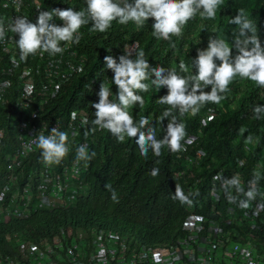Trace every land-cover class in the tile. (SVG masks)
Returning a JSON list of instances; mask_svg holds the SVG:
<instances>
[{"label":"trees","instance_id":"16d2710c","mask_svg":"<svg viewBox=\"0 0 264 264\" xmlns=\"http://www.w3.org/2000/svg\"><path fill=\"white\" fill-rule=\"evenodd\" d=\"M1 2L2 0L0 21L8 14ZM24 3V16L28 19L37 7L44 10L57 7L80 10L86 7L85 0H24ZM238 9H244L248 14L264 44V0H223L215 19H202L197 14L184 27L180 37L172 36L170 40L157 39L152 35L151 18L142 28H137L132 22L121 25L113 21L112 26L103 33L93 30L91 22L79 29L80 40L76 44L78 56L83 59V68L58 90L56 96L40 106L41 119L45 122L56 119L67 121L72 113L86 115L87 123L74 142L86 144L88 153L95 152V156L85 161L87 166L81 174L83 190L73 202H69L70 205L56 210L39 208L32 211L27 218L5 216L0 219V261L3 264H6L7 257L13 258L19 254V247L27 246L26 241L41 242L53 236L59 228H65L69 233L81 228H111L148 242L158 252L167 253L174 239L182 234L181 224L185 213L184 203L172 198L176 184L184 191L193 178L202 177L200 190L193 198L195 204L204 205V209L212 204H236V197L239 199L238 204L246 199L243 194L236 192L235 187H229L225 197L217 202L205 195L209 175L220 167L224 169V174L230 175L229 165L234 163L236 156L245 161L241 169L245 174L241 185L244 191L249 189V180H254L264 189V166L258 173L252 170L255 160L263 159L264 164V114L257 119L253 113L256 105H264V88L247 79L236 78L230 84L229 91L221 94L223 99L219 104L222 107L206 125L200 124V115L208 108H218L219 104L206 103L199 108L196 115L187 113L181 116L178 112L175 113L178 120L185 124L186 135L196 133L201 127L202 133L195 146L202 147L206 153L198 165H193L192 169L181 176L177 172L183 166L184 155L178 157V152L170 151L167 146L161 149L159 156H155L151 149L147 156H143L135 139L126 138L120 143L108 130L97 128L94 133L89 131L94 127L92 121L95 118V109L92 102H98L100 84L104 82L112 89V99H115L117 91V86L112 84L113 73L104 64L106 55H112L118 60L128 44L137 42L136 50L142 49L145 59L153 67L162 66L175 69L179 73V65L183 61L191 71L192 59L196 57L197 49L206 48L209 37L218 36L231 45L233 33L238 26L230 24L229 20L237 14ZM55 22L62 24L58 18ZM15 52L19 58L17 45ZM33 57L43 59L39 53ZM27 61L28 58L20 62ZM2 66L3 62L0 63V68ZM7 77L11 82L9 92L15 97L19 80L16 76ZM146 83L151 84V81ZM38 86L36 81L37 90ZM206 90L210 91V87ZM166 93V87L157 90L155 86H150L149 91L138 93L144 98L143 106L135 104L129 109L135 120H139L141 116L148 118L149 124L144 130L154 128L158 140L164 136L167 125V118L161 123L160 116L168 107L158 101ZM12 96L11 107L14 105ZM9 110L12 112V108ZM12 123V117L4 119L3 109L0 107V124H4L5 130L0 145V187L6 173V159L13 154L16 147ZM86 131L89 132L87 136ZM249 136L251 140H248ZM245 144H250L249 152L245 150ZM191 148L190 152H193L194 146L191 145ZM32 157L30 155L24 160H31ZM31 166V162L23 164L26 171ZM153 169L158 170L155 176L152 175ZM106 184L115 190L116 199L112 198V192L105 187ZM228 195L234 202H227ZM253 203L252 200L248 201V204Z\"/></svg>","mask_w":264,"mask_h":264},{"label":"built area","instance_id":"2783aa9c","mask_svg":"<svg viewBox=\"0 0 264 264\" xmlns=\"http://www.w3.org/2000/svg\"><path fill=\"white\" fill-rule=\"evenodd\" d=\"M1 6L8 10V14L1 20L5 24L6 37L0 41V63L3 62L0 68V107L4 119L13 118L16 147L6 159V173L1 181L0 219L5 216L27 218L39 208H65L83 190L81 174L87 164L84 160L77 161L76 151L83 143L75 144L74 138L86 125L82 123L87 120L86 115L75 113L73 117L72 113L67 121L56 119L45 122L41 119L40 111V106L56 96L58 90L82 70L83 59L78 56L76 43L62 42V54L50 56L39 53L42 60L31 55L27 62L21 63L15 52L16 35L7 25L12 18L25 15L26 5L24 0H2ZM41 10L44 9H36L29 20L36 22ZM132 46L136 48L137 42L127 45ZM7 76H16L19 80L15 97L9 92L11 82ZM36 81L39 90L35 88ZM11 96L14 100L12 107ZM221 107L222 104L218 108H208L200 115V124L206 125ZM11 108L12 112H9ZM53 127L67 133L69 151L60 163L46 164L41 150L36 146V138L40 134H50ZM4 133L3 124L0 125V145ZM201 133L200 127L196 133H189L181 141L184 150L177 155L180 158L184 155V158L177 175L198 165L205 156V150L195 146ZM191 145L195 148L193 152H190ZM244 148L249 152L251 146L245 144ZM30 155H33L31 160H24ZM24 162H31L29 171L23 168ZM244 163L242 157L236 156L234 163L229 165L230 175L224 174L222 167L217 168L206 182L205 195L218 201L226 192L224 181L231 177H238L242 185L244 173L241 169ZM262 168L263 160L257 159L253 170L259 172ZM217 176L220 178H215ZM202 181L201 177L195 178L194 183L185 186L186 193H197ZM248 185V190H256L255 199H252L254 203L248 207L228 206L221 212H199L190 196L191 203L184 204L187 214L182 222V234L170 245L167 253L158 252L147 242L132 241L128 235L111 228H81L72 233L59 228L53 236L41 242L26 241L27 246L19 247V254L15 257H7L6 264H264V189L258 187L254 180L249 181ZM226 200L234 202L230 195ZM240 240L246 242H237ZM216 257L220 259L215 261ZM0 264L3 263L0 261Z\"/></svg>","mask_w":264,"mask_h":264},{"label":"clouds","instance_id":"9594fccd","mask_svg":"<svg viewBox=\"0 0 264 264\" xmlns=\"http://www.w3.org/2000/svg\"><path fill=\"white\" fill-rule=\"evenodd\" d=\"M85 2L86 7L80 10L72 7L41 10L36 22L23 15L12 18L7 27L18 36L15 42L19 49L20 61H26L28 56L37 53H48L50 56L62 54L64 48L61 43H79V29L89 22L93 30L103 33L112 26L113 21L121 25L132 22L137 28H142L151 18L152 35L157 39L170 40L172 36L180 37L184 27L197 14L202 19H215L217 9L223 4V0H85ZM57 18L62 24L55 22ZM229 23L238 26L237 31L233 33L231 45L218 36L209 37L207 47L197 49V55L192 59L191 71L183 61L180 62L179 73L175 69L153 67L145 59L144 51L136 50L135 46L125 47L124 54L119 55L118 60L112 55H106L104 64L113 73L112 84L117 86V91L115 99H112V89L104 82L100 84L97 92L98 102H92V107L95 109V118L92 121L94 127L89 131L94 133L97 128L108 130L120 143L126 138L135 139L143 156H147L149 149L155 156H159L164 146L172 152L184 150L181 141L186 136V127L178 120L176 112L181 116L187 113L196 115L199 108L206 103L219 104L223 99L221 94L229 91L230 84L236 78L250 80L256 86L264 88V44L260 40L256 25L244 9H238ZM5 37V24L0 21V41ZM149 80L151 84L146 83ZM150 86H155L157 90L161 87L167 88V93L158 101L161 105L168 106L160 116L161 123L167 118V125L164 136L159 140L156 138L154 128L144 130L149 124L147 117L141 116L139 120H135L129 112L130 107L135 104L143 106L144 98L138 93L149 91ZM209 87L210 91H207ZM253 113L255 118L259 119L261 114H264V105H256ZM82 123L86 124L87 120ZM88 134L89 132L86 131L85 136ZM67 139V133L59 130L58 127H53L50 134H40L36 138V146L41 150L42 159L46 164H58L68 154ZM248 140H251L250 136ZM94 156L95 152L88 153L86 144H81L77 148V161L91 160ZM157 174L158 170L153 169L152 175ZM195 178L187 185L194 183ZM202 182L195 184H199L197 192ZM223 186L225 191L229 187H235L236 192L243 194L246 199L238 204L237 197L236 204L225 206L212 204L211 207L204 209V205L195 204L192 193L187 194L185 188L184 192L179 184H176L172 198L185 204L191 203L190 196H192L196 210L199 212L206 210L221 212L228 206L248 207L251 205L248 201L255 199L256 190L253 188L245 192L238 177L225 180ZM105 187L112 192V198L116 199L115 190L107 184ZM258 187L263 189L262 186ZM224 197L223 194L220 199ZM184 212L183 220L187 214L185 208ZM120 233L128 235L122 231ZM176 239L178 238L173 242ZM237 242L243 244L246 241Z\"/></svg>","mask_w":264,"mask_h":264},{"label":"rangeland","instance_id":"374dc122","mask_svg":"<svg viewBox=\"0 0 264 264\" xmlns=\"http://www.w3.org/2000/svg\"><path fill=\"white\" fill-rule=\"evenodd\" d=\"M128 238H129L130 240H132V241L139 242L138 239H135V238H133V237H131V236H129V235H128ZM219 259H220V257H216V258H215V261H218Z\"/></svg>","mask_w":264,"mask_h":264}]
</instances>
